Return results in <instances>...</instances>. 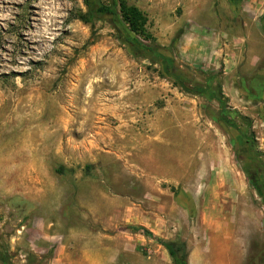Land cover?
I'll use <instances>...</instances> for the list:
<instances>
[{"label":"rangeland","instance_id":"374dc122","mask_svg":"<svg viewBox=\"0 0 264 264\" xmlns=\"http://www.w3.org/2000/svg\"><path fill=\"white\" fill-rule=\"evenodd\" d=\"M124 1L178 72L220 85L264 153V0ZM120 31L84 0H0L1 257L171 264L161 242L177 241L187 264H264L249 149L216 101L135 57Z\"/></svg>","mask_w":264,"mask_h":264},{"label":"trees","instance_id":"16d2710c","mask_svg":"<svg viewBox=\"0 0 264 264\" xmlns=\"http://www.w3.org/2000/svg\"><path fill=\"white\" fill-rule=\"evenodd\" d=\"M84 2L90 14L106 15L114 19L121 28L120 32L125 36V42L135 57L148 60L151 65H159L161 70L172 77L183 91L195 96H201L207 100H214L218 103L222 122L239 133L241 145L243 148L249 149L250 159H248L256 161L254 173L248 170V168L244 169L246 176L255 188L261 185L264 186V165L259 161V158L264 156V153L257 150L254 135L250 132L251 122L249 118L237 112L233 114L229 111L227 98L224 96L220 85L200 86L192 84L189 79L178 72L173 60L167 56L164 49L156 44L155 39L147 32V20L144 14L136 7L128 6L124 0H118V8L115 5L105 6L91 0H84ZM81 20L87 22L85 18H81ZM237 120L242 121L246 125L244 129L239 127ZM262 201L264 205V195ZM138 230L142 231L144 236L153 237L142 228H138ZM161 244L167 251L171 264H187L188 253L184 242L171 241L161 242ZM0 259L3 264H11L5 256L1 257L0 255Z\"/></svg>","mask_w":264,"mask_h":264}]
</instances>
